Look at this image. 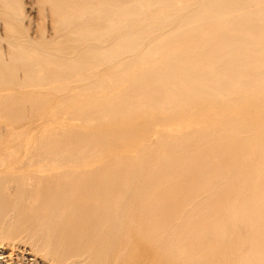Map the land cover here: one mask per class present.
I'll use <instances>...</instances> for the list:
<instances>
[{"label":"bare ground","instance_id":"bare-ground-1","mask_svg":"<svg viewBox=\"0 0 264 264\" xmlns=\"http://www.w3.org/2000/svg\"><path fill=\"white\" fill-rule=\"evenodd\" d=\"M34 2L49 37L0 0L9 232L44 264H264V0ZM56 107L93 130L9 147Z\"/></svg>","mask_w":264,"mask_h":264},{"label":"rangeland","instance_id":"rangeland-1","mask_svg":"<svg viewBox=\"0 0 264 264\" xmlns=\"http://www.w3.org/2000/svg\"><path fill=\"white\" fill-rule=\"evenodd\" d=\"M33 1V2H32ZM35 0H23V7H24V19H23V24L21 25L23 28H26L27 30H28V32H29V35L30 36H32V37H37L38 36V34L41 32V30L43 29L44 30V32H46V37H49L50 36V33L52 32L51 31V26H50V23L48 22V19H43V18H41L40 17V15H39V13H38V7L37 6H35L36 4H35V2H34ZM35 4V5H34ZM33 5V6H32ZM32 8V9H31ZM42 21V22H41ZM47 21V22H46ZM49 24V25H48ZM27 25V26H26ZM0 27H1V25H0ZM1 30V29H0ZM1 33H2V30L0 31V35H1ZM110 93V92H109ZM111 93H112V91H111ZM114 93H116L115 91H114ZM254 100H256V97H254L253 98ZM257 102V101H256ZM67 112V113H66ZM53 114L50 116V118H49V116L47 117L48 118V120H47V118H45V119H43L42 120V122L41 123H39L38 124V128H37V130L36 131H34V132H32V131H29L26 135H23V136H21L20 138H13V139H10V141H9V143H8V145H9V147H11L12 145L14 146H20L21 148H27L28 147V150H29V148H30V146H31V143H32V141H34V140H38V139H46L48 136H50V135H52V134H55V133H58L59 131H60V128L62 127V125H70L71 127H74L75 129H77L78 131H80L81 129V131L82 132H91L92 130H93V127H87L85 124H84V122L80 119V118H78V117H74L71 113H69L67 110L65 111L64 109H62V108H55L54 109V111L52 112ZM65 113V114H64ZM63 114L65 115V116H63ZM62 116V117H61ZM52 117V118H51ZM55 117V118H54ZM58 119H57V118ZM60 117V118H59ZM64 117V118H63ZM4 117H0V125L1 126H4L3 125V123L2 122H4L5 121V118L3 119ZM62 118V119H61ZM203 120V123H202V125H204V128H206V127H210V123H212V121L211 120H209V119H202ZM201 120V121H202ZM51 121V122H50ZM72 121V122H71ZM209 121H210V123H209ZM55 122V123H54ZM57 122H59V123H57ZM206 122H207V124H206ZM48 123V124H47ZM69 123V124H68ZM214 123V122H213ZM81 124V125H80ZM50 125V126H49ZM53 125V126H52ZM201 125V126H202ZM57 126H61L60 128L59 127H57ZM83 126V127H82ZM201 126H197V127H201ZM81 127V128H80ZM194 127H196V126H194ZM193 127V128H194ZM197 127H196V129H197ZM1 128V127H0ZM59 128V129H58ZM87 128V129H86ZM89 128V129H88ZM92 128V129H91ZM46 129V130H45ZM54 129V131H51V130H53ZM58 129V130H57ZM196 129H192V130H195L196 131ZM56 130V131H55ZM89 130V131H88ZM95 131L97 130V128H95L94 129ZM159 130V129H158ZM199 130V129H198ZM50 131V132H49ZM98 131H100V130H98ZM160 132H162V133H164V132H167L166 130H164V132L160 129L159 131H158V133H160ZM187 134V132H178V134L177 135H180V136H184V135H186ZM40 135V136H39ZM152 137V136H151ZM37 138V139H36ZM156 137H153V138H150L151 139V142H150V144L151 143H153V141H154V144H152L153 146H157L158 144H157V138L155 139ZM168 141H166V143H167ZM22 143H24V144H22ZM21 152V154L19 155V157H17L16 159H17V161H19L20 163H23L24 164V166L26 167V166H28V165H30V163L32 162V161H34V157H31V154H26V150H21L20 151ZM25 153V154H24ZM24 158V159H23ZM23 160V161H22ZM26 163V164H25ZM251 168L252 167H250V170H251ZM0 227H1V225H2V227L0 228V230L2 231H0V237H2L1 236V234L4 232V230H7V228L5 227V226H7V225H9V224H7V225H5L6 224V222L7 223H9L8 221H9V219L7 218L6 220H2V219H0ZM2 221H4L3 223H2ZM6 221V222H5ZM5 227V228H4ZM4 229V230H3ZM9 230H8V232L10 231V232H13L12 231V229H10V228H8ZM6 232V231H5ZM3 233V235L5 236V234H6V238L8 237V236H10L11 235V239H10V237L8 238L9 240V242H7L6 241V238L3 236L2 238H0V244H2V245H0V259H1V257H4V258H2V260H0V264H10V263H8V262H10L11 260H12V264H20L21 263V260H22V263L21 264H35L36 262V264H44V262H45V260H44V258H43V256H41V254H38V253H36V251H35V249L33 248V247H31V245L30 244H28V243H26V239H27V237H26V234L25 233H21V235H23V236H19L18 234L16 235V232H14V233H10L9 232V234L6 232V233ZM13 234V235H12ZM25 234V235H24ZM8 235V236H7ZM14 235H16L17 237H19V238H17V239H20V240H17L16 239V236H14ZM14 236V237H13ZM4 238H5V240H4ZM13 238H15L14 240H12ZM10 240H12V242L10 241ZM17 240V241H16ZM13 241H14V243H13ZM2 242V243H1ZM7 244H10V245H7ZM13 244V245H12ZM18 245V246H17ZM27 246V247H26ZM31 248H30V247ZM5 247V248H4ZM10 247V248H9ZM15 247V248H14ZM22 247V248H21ZM26 248H28L29 250L30 249H34L33 251L34 252H32V250H28V249H26ZM8 249V250H7ZM15 249V250H14ZM7 250V251H6ZM20 250H22L21 252H20ZM5 251V252H4ZM7 252V253H6ZM9 252H12V253H9ZM31 252V253H30ZM7 255H6V254ZM11 254H13V255H11ZM33 254H35V255H33ZM8 255H11V257H7V258H9V259H7L6 258V256H8ZM23 255V256H22ZM26 255V256H25ZM32 255H33V257H32ZM15 256V257H14ZM34 256H35V258H34ZM37 256V257H36ZM42 258H41V257ZM26 257V258H25ZM38 257H40V259L38 258ZM14 258L16 259V260H14ZM21 258V259H20ZM38 258V259H37ZM7 259V260H6ZM19 261H18V260ZM28 259L30 260V261H28ZM6 260V261H5ZM32 260V261H31ZM25 261V262H24ZM39 261V262H38ZM42 261V263H40ZM5 262H7V263H5ZM19 262V263H18ZM24 262V263H23Z\"/></svg>","mask_w":264,"mask_h":264}]
</instances>
